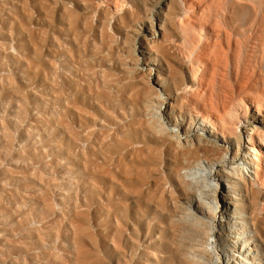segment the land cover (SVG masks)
<instances>
[{
	"label": "rangeland",
	"instance_id": "374dc122",
	"mask_svg": "<svg viewBox=\"0 0 264 264\" xmlns=\"http://www.w3.org/2000/svg\"><path fill=\"white\" fill-rule=\"evenodd\" d=\"M169 1L0 0V264L179 263L178 218L199 195L172 169L188 157L176 136L157 139L150 123L162 100L153 89L186 94L194 78ZM194 1L212 12L213 0ZM145 39H159L163 56L148 59ZM254 42H234L229 62L221 54L209 67L213 95L263 79ZM188 116L172 127L208 132ZM73 164L100 186L75 188Z\"/></svg>",
	"mask_w": 264,
	"mask_h": 264
},
{
	"label": "bare ground",
	"instance_id": "6f19581e",
	"mask_svg": "<svg viewBox=\"0 0 264 264\" xmlns=\"http://www.w3.org/2000/svg\"><path fill=\"white\" fill-rule=\"evenodd\" d=\"M213 1L211 13L194 0L168 2L169 11L180 7L181 13L167 15L184 31L178 45L187 49L194 78L186 84V94L170 98L167 90L152 91L155 98H162L157 101L159 109L150 113L152 132L164 141L176 136L188 157L186 163L172 169L181 177H191L186 187L199 195L197 202L188 200L196 205L198 214H191L190 204L178 218L180 226L175 232L180 234L173 242L178 244L179 263L173 264H264V77H251L223 99L212 94L208 83L209 67L218 66L221 54L229 62L234 42L244 49L249 40L255 41L264 54V6L261 0ZM145 44L151 51L148 59L154 57L152 52L163 56L159 39H145ZM133 49L137 51L136 42ZM153 100L149 108L154 110ZM163 105L169 107L163 109ZM186 114L190 125L197 121L208 132L193 136L188 128L179 131L177 124L172 127V118L178 122L177 118L184 119ZM249 118L253 120L251 127ZM183 136L187 141L182 142ZM241 147L244 155L236 165ZM102 153L104 163L116 162L113 152L102 149ZM182 170H187L186 174L182 175ZM78 175L73 164L69 177L75 188L90 192L100 186L93 178L89 181Z\"/></svg>",
	"mask_w": 264,
	"mask_h": 264
}]
</instances>
